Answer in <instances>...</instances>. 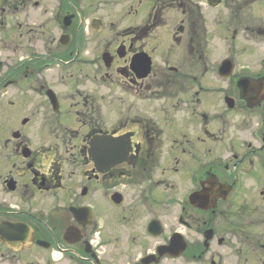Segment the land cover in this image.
<instances>
[{
    "label": "flooded vegetation",
    "instance_id": "1",
    "mask_svg": "<svg viewBox=\"0 0 264 264\" xmlns=\"http://www.w3.org/2000/svg\"><path fill=\"white\" fill-rule=\"evenodd\" d=\"M5 9L0 264H264V61L234 46L264 37V0Z\"/></svg>",
    "mask_w": 264,
    "mask_h": 264
},
{
    "label": "rangeland",
    "instance_id": "2",
    "mask_svg": "<svg viewBox=\"0 0 264 264\" xmlns=\"http://www.w3.org/2000/svg\"><path fill=\"white\" fill-rule=\"evenodd\" d=\"M105 9H106V11L109 10L110 14L114 15L115 12H113L112 10H114V11L119 10V6L117 5L113 8L108 6ZM261 14L262 13H256L254 15L253 20L256 23H259V21H257V20ZM0 17L2 18V21L0 22V32H2V34H0L1 47H9V45H11V47H14L15 45H17L18 47H22L23 39H19L18 35L13 36V37L9 36L10 27H8L6 24L7 17H9L8 16V9H5L4 13H2L0 11ZM262 22H264V19ZM209 23L211 24L210 25L211 30L215 31V29H216L215 22L210 20ZM230 29L232 30V28H230ZM224 35H227L226 31H225ZM230 40L231 39H229L227 37V42L230 43ZM231 42H232V40H231ZM234 46L236 47V52H237V54L235 56L237 63H239V64L254 63L255 64V63H259V62L264 61V37L249 36V39H247L245 37L239 36L234 40ZM225 49H226V47H225ZM224 53H226V52L224 51ZM217 56L218 55L216 54L215 50H212L209 53V57L212 59H216ZM79 88H82V87L80 86ZM91 88H92L91 82H87L86 85L84 86V88H82V89H85L87 91L88 89L91 90ZM57 89L59 92L61 91L64 95H68L67 85H65V87L59 86ZM73 89H75V85L73 87L70 86V90H73ZM26 91H27V88H26ZM86 91L82 92L81 95H86L90 92V91L89 92H86ZM113 95H116V96L119 95V92L117 90H115V88H113ZM7 97H8L7 100L18 102L19 97H20V93L17 91L16 88H12L11 91L7 94ZM21 101H23V103L20 104L21 110L19 109L17 114L14 115L15 117H21V116H25L27 114V94H26L25 98ZM22 109H24V110L22 111ZM146 112L149 114L151 113V112H149V110ZM101 114L104 118H107V119H109V117H111L110 118L111 120H113L115 117V115L112 116L113 112L111 114L110 111H109V114H110L109 117L106 113L102 112ZM6 118H8V116L5 117V119ZM0 121L2 122V121H4V119L2 118ZM36 124H37V122H36ZM34 128H36L35 124H33L31 126V130H32V133L30 136L31 137V143L32 144L38 143V142L40 143V141L44 140V137L37 134V133L34 134L33 133Z\"/></svg>",
    "mask_w": 264,
    "mask_h": 264
}]
</instances>
